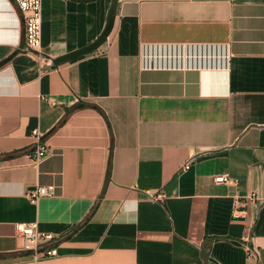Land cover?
I'll return each instance as SVG.
<instances>
[{"label": "crops", "instance_id": "obj_1", "mask_svg": "<svg viewBox=\"0 0 264 264\" xmlns=\"http://www.w3.org/2000/svg\"><path fill=\"white\" fill-rule=\"evenodd\" d=\"M112 3L42 0L30 51L0 0V264H264V0H117L55 63Z\"/></svg>", "mask_w": 264, "mask_h": 264}, {"label": "built area", "instance_id": "obj_2", "mask_svg": "<svg viewBox=\"0 0 264 264\" xmlns=\"http://www.w3.org/2000/svg\"><path fill=\"white\" fill-rule=\"evenodd\" d=\"M20 9L25 34H26V45L25 48L30 51H40L42 41V0H15ZM34 133L38 140H41V132L39 129H35ZM32 157L35 161L44 159L50 153V147L43 142H39L35 149L32 151ZM190 167V161H187L182 166V169ZM216 182L231 183L236 182L237 179L232 177L228 172L220 173L214 176ZM54 192L53 185H36L30 191V197L33 201H36L42 196L51 195ZM158 199H163L165 195L158 193L155 195ZM246 200L259 201L260 195L257 192L249 193L245 195ZM242 200L238 197L234 201L232 213L238 215L240 212L239 206ZM17 227L24 237V248L34 250L37 257L52 256L57 254V248L51 246L43 250H39L40 243H47L54 238L53 233L41 231L38 227L37 221L19 222ZM257 249L250 248V256L257 255Z\"/></svg>", "mask_w": 264, "mask_h": 264}, {"label": "water", "instance_id": "obj_3", "mask_svg": "<svg viewBox=\"0 0 264 264\" xmlns=\"http://www.w3.org/2000/svg\"><path fill=\"white\" fill-rule=\"evenodd\" d=\"M116 1L117 0H113V3H112L111 8L109 10L108 21H107L106 27L102 31V33L96 38V40H94L92 43H90V44H88V45H86L80 49L71 51L65 55L57 57L55 59V63H57L61 60H64V59H73V58L79 57L83 54H86L92 50L97 49L101 44H103L106 41V39H107V37H108L109 33L111 32L113 25H114Z\"/></svg>", "mask_w": 264, "mask_h": 264}]
</instances>
